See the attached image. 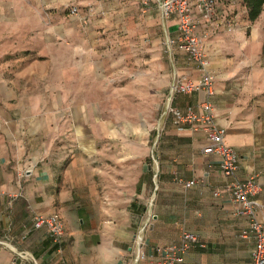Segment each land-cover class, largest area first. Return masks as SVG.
<instances>
[{
    "label": "crops",
    "instance_id": "1",
    "mask_svg": "<svg viewBox=\"0 0 264 264\" xmlns=\"http://www.w3.org/2000/svg\"><path fill=\"white\" fill-rule=\"evenodd\" d=\"M220 1L215 14L226 17L227 10L235 5L224 6ZM28 5H38V1L27 4L24 0H0V239L10 238L19 249L30 251L37 264H125L131 257L132 237L152 202L153 215L144 234L143 264L155 263L160 257L157 247L178 243L183 230L198 234L205 247L190 248L182 264H252L253 240L239 236L245 221L235 214V204L226 194L213 195L229 179L222 176L218 158L203 153L207 139L202 131L176 128L169 118L160 119V108L153 124L152 171L136 146L122 149L121 161L107 167L105 155L109 152L98 148L93 139L88 140L89 136L96 140L99 135L87 133L92 125L82 110L86 105L81 102L86 99L84 86L81 100L74 103L79 106L73 114L74 125L66 115L61 94L48 101L52 108L41 115L34 116L25 108L31 106L30 81L39 74V63L31 55L7 51L24 42L25 26L30 24L24 19ZM156 10L162 38L165 40L166 34L174 36L176 19L163 20L157 5ZM195 15L198 34L214 31L196 11ZM256 19L248 18L251 22ZM31 26L32 32L26 31L32 37L33 23ZM8 27L11 33L5 36L17 38L10 45L1 36ZM218 27L226 32L213 37L209 34V43H204L214 74L211 101L215 120L225 127L226 142L238 151L235 178L242 180L252 173L258 177V198L263 203L258 218L264 224V66L258 65L255 50H247L241 29L232 34L220 24L215 30ZM228 42L232 45L225 54L223 45ZM55 50L53 45L47 55L48 73L52 75L56 73ZM164 53L170 71L165 98L173 70L185 77L197 73L183 52L174 48L169 54L164 45ZM7 54L11 56L5 57ZM204 98L202 91L178 94L173 104L198 111ZM73 135L79 139L81 152L61 167L66 142ZM111 154L113 160L119 158L118 151ZM94 159L104 164L94 166ZM174 177L203 182L184 187ZM7 191H20L22 196L10 205L4 194ZM53 213H58L64 223L61 250L45 228L32 227L35 214ZM0 264L32 262L14 259L11 251L0 245Z\"/></svg>",
    "mask_w": 264,
    "mask_h": 264
},
{
    "label": "rangeland",
    "instance_id": "2",
    "mask_svg": "<svg viewBox=\"0 0 264 264\" xmlns=\"http://www.w3.org/2000/svg\"><path fill=\"white\" fill-rule=\"evenodd\" d=\"M24 1L31 3V0ZM37 1L38 5H28L24 10V19L30 23L25 26L27 31L30 29L28 32H32L33 23L32 37L25 30L24 42L7 51L12 55H31L32 60L39 63V74L30 81L33 85L29 95L31 106L25 108L34 116L41 115L52 108L48 101L61 94L66 115L70 116L74 125L73 114L79 109L74 103L81 100L80 92L84 91V86L86 99L81 102H86V105L82 110L86 111L92 125L87 133L95 137L99 135L96 140L90 136L88 140L93 139L98 148L109 152L105 155L107 167L121 161L122 149L136 146L152 171L150 150L156 134L153 124L170 77L154 1ZM220 2L224 6L229 4L226 0ZM234 5L233 9L227 10L226 19L233 18L235 21L233 29L228 32L236 34L241 29L247 41V50L256 51L258 65L263 67L264 5L253 22L247 18L244 3L239 1ZM72 7L77 9L76 12L71 11ZM219 28L212 29L214 31L204 37L205 44L209 43V34L213 37L226 32ZM10 31L11 27H8L6 33L1 34L8 45L17 40L14 36H5L10 35ZM53 45L56 49L54 75L48 73L47 65L48 49ZM230 45V42L223 45L225 54L229 53ZM213 49L218 51L216 46ZM248 67L252 68V63ZM261 98L264 101V90ZM81 131V135H85L83 128ZM55 141L61 139L55 138ZM80 146L79 139L74 135L66 142L64 159L59 163L61 167L78 157ZM112 151H118V159L113 160ZM91 163L94 166L104 164L96 159Z\"/></svg>",
    "mask_w": 264,
    "mask_h": 264
},
{
    "label": "built area",
    "instance_id": "3",
    "mask_svg": "<svg viewBox=\"0 0 264 264\" xmlns=\"http://www.w3.org/2000/svg\"><path fill=\"white\" fill-rule=\"evenodd\" d=\"M229 5H234L237 0H227ZM157 8L163 20L171 17L176 19V30L174 36L165 35L164 45L169 54L174 48L184 53L186 61L193 65L197 75L195 77L180 76L173 70L172 80L162 103L160 119L169 118L176 128H189L193 131H202L207 139V144L202 148L203 153L211 154L218 158L219 169L223 177L229 179L221 189L213 191L218 197L226 194L228 199L235 204V214L241 217L245 224L239 232L242 238L253 240L251 251L252 264H264V224L258 218V212L263 207L258 194L261 185L256 174H249L245 179L238 180L235 173L238 167V151L226 142V129L216 123L214 107L211 96L214 93V74L210 70V59L204 47V37L196 32L198 13L200 17L207 20L212 29L222 25L226 30H232L235 21L233 18L217 17L216 6L219 0H155ZM72 7L71 11L76 12ZM213 26V27H212ZM204 92L205 98L200 102L199 110L192 108L181 109L173 104L178 94H192ZM184 187L202 183L201 179H186L174 177ZM8 204L22 196L20 191L4 192ZM152 201V200H151ZM151 203L132 237L130 252L131 257L125 264H143L145 261L144 234L152 218ZM34 229L45 228L53 242L59 245L61 250L62 240L65 234L64 223L58 213L50 215L35 214L32 217ZM0 245L8 248L14 259L30 261L37 264L32 253L26 249L16 247L10 238L0 239ZM205 247V243L199 235L183 230L178 243H170L157 247L160 254L159 259L153 264H182L185 253L192 247Z\"/></svg>",
    "mask_w": 264,
    "mask_h": 264
},
{
    "label": "trees",
    "instance_id": "4",
    "mask_svg": "<svg viewBox=\"0 0 264 264\" xmlns=\"http://www.w3.org/2000/svg\"><path fill=\"white\" fill-rule=\"evenodd\" d=\"M247 7V16L250 20L257 18L264 5V0H242Z\"/></svg>",
    "mask_w": 264,
    "mask_h": 264
}]
</instances>
